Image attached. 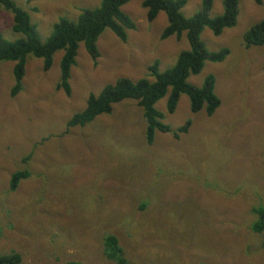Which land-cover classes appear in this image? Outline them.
Listing matches in <instances>:
<instances>
[{"label": "rangeland", "instance_id": "1", "mask_svg": "<svg viewBox=\"0 0 264 264\" xmlns=\"http://www.w3.org/2000/svg\"><path fill=\"white\" fill-rule=\"evenodd\" d=\"M14 1L29 12L43 41L60 17L77 20L81 8L100 4ZM144 1L122 8L136 23L126 41L111 29L99 36L97 65L80 44L70 95L57 89L63 51L48 72L43 59L29 55L15 97V62H0V253L17 251L24 264H117L104 251V236L114 234L128 264H264V233L250 230L259 218L253 207L264 205V46L244 45L246 31L264 19V0H239L235 27L219 36L208 27L202 32L210 51L230 49L223 62L207 61L188 78L202 87L215 76L221 105L212 116L192 112L186 94L169 113L170 90L156 103L172 129L191 120L181 139L157 132L149 145L144 110L132 99L62 134L91 93L119 78L153 80L149 66L159 61L164 72L190 49L186 32L161 38L167 14L149 21ZM202 2L188 0L183 14L194 16ZM222 13L223 0H214L211 15ZM12 25V14L0 10V32L9 40L22 37ZM18 170L30 176L9 193Z\"/></svg>", "mask_w": 264, "mask_h": 264}, {"label": "trees", "instance_id": "2", "mask_svg": "<svg viewBox=\"0 0 264 264\" xmlns=\"http://www.w3.org/2000/svg\"><path fill=\"white\" fill-rule=\"evenodd\" d=\"M130 1L100 0V4L96 7L81 8L77 20L65 16L60 17L53 24L50 36L43 41L36 25L31 21L29 12L21 8L14 0H0V10L11 13L13 16L12 30L22 35L16 40H9L0 32V62H15L13 69L15 84L12 87L11 96H17L23 88L29 55L43 59V69L48 72L58 51H63V56L60 62L61 76L57 89L64 90L67 95H70L71 70L77 63L80 44L85 45L94 65H97L101 56L97 42L105 29H111L122 41L127 40L128 30L136 29L135 21L122 9ZM254 1L258 5L263 4V0ZM187 2L188 0H145L143 7L147 10L149 21H154L161 12L167 14L168 25L161 35L162 39L165 40L172 36L180 39L186 32L190 49L183 51L175 64L164 72L160 71L159 61L149 66L148 73L154 78L153 80L145 77L134 82L126 77L119 78L115 83L107 85L99 94L91 93L86 108L71 118L63 135L68 133L72 127H84L98 116L110 114L115 103L132 99L137 101L144 110L147 122L146 141L149 145L154 144L157 132L170 133L179 140L183 134L189 132L192 125L191 120L172 129L162 121L164 115L155 106L169 90L167 100L169 113L176 111L183 94L188 95L192 112L197 113L204 109L209 116L216 112L221 105V99L216 93L215 76L208 75L202 87L192 85L188 82V78L192 74L201 73L207 61L223 62L230 54L228 47L210 51L201 35L206 27L210 28L216 36L221 35L227 28L235 27L239 16V0H223V13L216 17L211 15L214 0H203L202 9L192 17H186L182 11ZM244 45L246 48L264 46V19L256 22L246 31ZM41 143L34 146V150L24 158L23 162H28ZM29 176L28 170H18L12 173L9 193H14L20 182ZM155 203L157 206L158 203ZM145 206L142 205V208ZM253 212L258 214L259 218L253 221L250 230L259 234L264 233V205L253 207ZM104 251L106 256L117 264H128L116 235L104 236ZM0 264H24L23 256L17 251L0 253ZM66 264L84 263L70 260Z\"/></svg>", "mask_w": 264, "mask_h": 264}]
</instances>
